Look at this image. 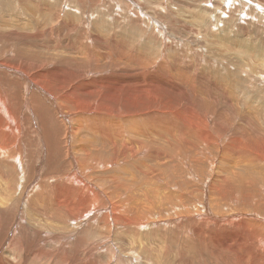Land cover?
<instances>
[{
    "label": "bare ground",
    "instance_id": "1",
    "mask_svg": "<svg viewBox=\"0 0 264 264\" xmlns=\"http://www.w3.org/2000/svg\"><path fill=\"white\" fill-rule=\"evenodd\" d=\"M62 1L0 0V40L5 44L0 52V264H104L105 256L113 257L106 264H184L189 238L197 249L208 247L203 237L208 229L215 237L210 246L216 264H232L230 253L237 255L226 246L228 235L248 246L254 240L264 244L262 205L250 210L244 205L231 211L237 214L232 217L216 213L222 200L235 195L233 186L242 192L253 188V181L238 173L256 170V156L264 158V142L253 135V117L263 118L264 127V99L250 98L258 86L264 95V42L250 43L252 36H245L241 24L234 33V27H220V9L229 6L228 0L210 6L168 0L180 9L175 19L181 30L147 17L148 6L142 14L137 0H129L138 7L134 14L102 9L91 14L87 0H79L82 9L65 10ZM242 1L264 6L263 0ZM165 6L159 8L165 11ZM177 12L162 14L171 21ZM192 44L205 46L207 68L227 88H236L222 102L195 92L198 76L191 77L185 49ZM254 101V114L241 108ZM42 156L46 171L40 177L36 167ZM149 157L152 166L145 161ZM178 160L189 173L205 164L216 168L210 202L205 191L179 189L163 176ZM114 166L127 177L112 175ZM137 172L141 184L159 183L151 195L135 185ZM149 175L153 179L144 180ZM21 177L25 185L16 192ZM199 196L202 210L191 211L195 203L185 200ZM233 217L240 219L234 222ZM169 218L177 232L173 237L183 243L175 261L171 241L160 247L150 230L141 234L147 226L170 225ZM226 226L230 230L223 231ZM104 244L112 249L98 251ZM252 264L264 260L258 257Z\"/></svg>",
    "mask_w": 264,
    "mask_h": 264
},
{
    "label": "rangeland",
    "instance_id": "2",
    "mask_svg": "<svg viewBox=\"0 0 264 264\" xmlns=\"http://www.w3.org/2000/svg\"><path fill=\"white\" fill-rule=\"evenodd\" d=\"M91 1L92 2L87 0V3L89 5H86L87 12L89 10L91 14L93 12H95V14H96L97 11H99L101 9H102L101 11L104 10L103 12H105L107 10V12H114V13H115V11L119 10L118 13H120V14L123 13V10H124V13H127V11L129 10L130 13L134 14V13H137V9H138L136 4H134L133 2H131L129 0H120V1L119 0H96V3L93 0H91ZM103 1H105V2H103ZM137 1H139L141 3L140 4V8L141 7L143 8V9L141 8V12H142V10L145 12V9L151 8V9H148L149 11L146 10V12L149 13V15H147V17L153 16L152 18L161 20L164 24H166L167 28H171L172 26H175L176 30L177 29L178 30L182 29L181 28V23L179 22V20L175 19L176 17L178 18V13H179L180 9H177L176 7H173V5H174L173 3L168 2V0H162V2L164 1L165 3L164 2L162 3L161 0H152V2H151V0H144V1L137 0ZM155 1L158 2L159 4L156 3ZM173 1L177 2L179 0H173ZM244 1L246 2V0H244ZM242 2H243L242 0H228L229 6L226 9H224V7L220 9L221 13H222V14H219V16L221 15L220 16V20H221L220 27H223V26H225V24H227L228 28L234 27V28H232V32L233 31L235 32L236 29L237 30H241L240 28H243L242 31H244L246 29L245 30L246 31L245 32L246 33L245 36L247 38H248V36H252V37L254 35L256 36V37L254 36L253 38L251 37L252 39L249 37L248 41L250 43H253V44L256 42L254 45H258L257 43H259V45H260L261 43L264 42L263 41V39H264V18H262L263 15H264V6L261 5V3L257 2V1H253V2L259 3L258 4L259 5V9L261 8L260 11H259L258 8L251 7V6H248V5H247L248 6L247 7ZM72 3H73V5H72ZM211 3L213 4L214 0H193L192 1V4L195 5V6L196 5H203V4H206V5L210 6V5H212ZM20 5L17 4V8H22V7H20ZM61 5H62V8H64L65 10L67 8V10H72V11L75 10L77 5H78V7L80 6L79 5V0L62 1ZM157 5H158V8H157ZM225 5L226 4H224V6ZM147 6H148V8H147ZM162 6H165V8H166L165 11H163L161 8H159V7H162ZM183 6H186V2H183ZM14 7L16 8V5ZM80 9H82L81 6H80ZM91 9H93V10H91ZM173 9H175L178 12H177V14L176 13H174V14L171 13L173 20L170 21V19L164 17L162 12H170V11H173ZM242 9H244V10H242ZM151 10H153L155 13L153 11H151ZM211 10H213V9H211ZM160 11H162V12H160ZM144 12H142V14L145 15ZM95 14H93V18L95 17ZM260 14H261V16H260ZM158 16H159V18H158ZM96 17H97V15H96ZM93 18L90 17L92 22L95 21V18L94 19ZM144 18H146V17H144ZM242 21H243V23H242ZM141 23L142 24L144 23L143 19L141 20ZM138 24H140V23H138ZM238 24H239V26L241 24L240 28H239ZM168 32L170 34L172 33L170 29H169ZM252 32L254 34H251ZM210 33L211 34H213V33L215 34L214 31H213V33L212 32H210ZM261 34H263V35H261ZM258 38H259V40H258ZM260 39H261L262 42L260 41ZM250 40H252V41L254 40L255 42H251ZM194 45L195 44H192L191 47L190 46L185 47V49L187 51V56H188V58L190 60V64H192L191 66H193V68H191V71H192L191 72V77H193L195 75V78H196V76H198L197 79H196V82H197V86H199L200 88L198 87L196 89L197 91L195 90V92H200V90H201V92H200L201 94L203 92H205V93L202 94L203 97L205 96L204 97L205 99H211V100H216V101L222 102L224 100L226 94L230 95V94H228L229 92L232 94V93H235L237 90H236V88L229 89V88H232V85H229V88H227L225 86V84L223 82H221V80L217 79L218 77H217L216 73H214L212 70L207 68L208 67L207 66V60L205 58L206 55H207L206 54V50H205L206 47L205 46H200V48H199V46H197V48H195L196 46H194ZM4 46H5L4 41L0 40V52H2L1 48H3ZM189 48H190V51H189ZM194 48H195V51L198 54L196 52L195 53L192 52V50H194ZM198 49H200L201 51L198 50ZM194 54H197V55L195 56ZM192 59L194 60L193 63L191 62ZM204 62H205V64H204ZM195 71H197V72H195ZM163 72L165 74H167L166 71H163ZM172 72H174V71H172ZM92 73H94V72H91V77H92ZM199 74H200V76H199ZM205 74L207 75V77H209L211 79H209L207 77L205 78L204 77ZM200 78H201V80H200ZM202 81L204 82V84L202 83ZM218 81H219V83H218ZM199 82L201 83V86H200ZM214 82H216V83H214ZM218 86H219V88H218ZM263 88H264V86H263ZM206 89H207V91H205ZM210 89H211V91H209ZM218 89H219V92H218ZM221 89L224 90L225 93L222 94L221 93V91H222ZM226 89H228V90H226ZM259 89H260V87L258 86V88L253 91V96H250V98L254 97V99H264V95H259L261 93ZM193 90H194V88H193ZM233 90H235V92ZM251 92H252V90H251ZM219 93H221L220 96H219ZM250 95H251V93H250ZM254 103H252V104H254L253 106L251 104L250 107H246L245 108V107L241 106V108L246 109V110H248V111H250V112H252L254 114L255 111H253V109L255 110L256 101H254ZM237 115H239V114L237 113ZM52 118H55V117L53 116ZM262 119L263 118L259 119V117H255V118L253 117V135H254L255 139H257V140H261L262 139L263 142H264V136H262L263 133H264L263 132L264 131V127L260 123V121ZM259 123H260V130L262 131V135H260L259 132H258L257 125H259ZM242 124H243L242 120H238L239 130H240V126ZM34 136L39 138V135H37V134H34ZM213 153H215V151ZM202 155L203 154H200L199 156H201V158H202ZM256 157L258 158V161L255 164L256 170H249V169L248 170H240L239 173H238V176L241 177L242 180L245 181L246 178H249L250 180H252L253 181V188H251V189L250 188L243 189V192H242L241 188H239V187L236 188L235 186H233V189H236L235 195H232V193H231V194L228 195L227 199L225 198L224 200H222L220 202L221 208H220V211L216 212L217 215H226V214L230 215L231 214L230 216L232 217V216L237 215V214H233L231 211H233V210H235L237 208H242V207H244V205L247 206L246 209H248V210H250L252 207H254L257 204L258 205H262L263 208H264V203H263L264 202V174H263L264 173V158L263 157H258V156H256ZM25 158H26L25 159L26 161L30 160V157L27 159V157L25 156ZM39 159H40V161H43V164L39 161V164H38V166L36 168L39 171L40 177H42V175L46 171V162L44 161L43 156L40 157ZM152 159H153L152 157H149L148 159H145V161L148 163L149 166L153 165L152 164ZM203 159H205V158H203ZM178 162H179V165L177 167L176 166H171L170 169L165 170V173H164L163 176L168 178V179H172L176 183H178L180 185L179 189L189 188L191 190L193 187H195V189H196L195 192L199 193V195H200L202 190L205 191L206 194H203V196H204V198L206 200H208L210 202V198L213 196V191L211 190V183H212L211 176L213 175L212 172L213 171L215 172L216 168L211 169L207 164H205V165L201 166L200 168H197L196 170H198V171L191 170L190 173H189L188 172L189 169L186 168L183 165L184 161L183 160H178ZM124 166H125L124 168H127L126 166H128V168L131 167L130 165H124ZM112 169H113V170H111L112 171L111 172L112 175H114V174L117 175L118 179L121 178L122 175L124 177H127V175L123 172L124 170L120 169V167L114 166V167H112ZM16 173L17 172L14 171V174H16ZM99 173H101V172H99ZM133 174L135 175V178L137 179V181H136L137 184H135V185H137L138 187L143 185V189L142 190L143 191L147 190L148 195H151L150 189L152 187L156 186V189L159 187V183L158 182L156 183V180L153 179V175H149L147 178L144 179V180H148V181H149V179H153V181L149 182V185H147L146 183L145 184H141L142 175L140 174V172L133 173ZM93 175L96 178L97 174H93ZM205 177L207 179L211 180V181L207 182V179ZM22 182H25L22 177L19 180L17 179L16 186H15L16 192H20L24 188L25 184H23ZM237 182H238V186H240V182L238 180H237ZM98 183H100V182H98ZM205 183L208 184V185L207 184L205 185L206 188L204 187ZM161 184L165 186V182L164 181L161 182ZM201 186H203V187L201 188ZM32 188L34 190V187H32ZM104 188H105V186H104ZM33 190L30 188V190H29L30 193H32ZM133 192H135V190H133ZM233 196H236V197L239 196V197L234 198ZM195 200L191 201L190 199H186L185 201L189 202L190 205H191V203L192 204L195 203L194 204L195 206L194 205H191V206H194L195 208L197 207L198 210H202V208H203V206H202V203H203L202 196H199V198L195 199ZM21 204L24 205V203L22 201H21ZM148 206L153 207L155 210H157V208L155 207V205L153 204L152 201H149ZM194 207L190 208V210L191 211H194V210L198 211L197 208L195 209ZM184 209H186V207ZM173 210H174V208L173 209H169L166 214L170 215V213ZM232 219L235 222L237 219H240V218L239 217H233ZM151 220H164V221H166L167 219L163 218V217L152 216ZM169 221H170V218H169ZM253 223L259 224L258 222H255V221H253ZM211 227L213 228L212 225H211ZM228 227H230V226H226L223 229V231H225ZM262 227L264 228V225H262ZM147 229L152 232V236L151 237H155L154 241L156 243L158 241V244H159L160 247L165 246L167 241H171V246H170L169 252H171L170 255H171L173 261L177 260V258H179V259L181 258L180 255H179V254H181L179 249H180V246H183V243L179 240L180 239L179 237L178 238L173 237L174 233L177 234V232L175 231L176 229L173 227L171 221H170V225H168L167 223L166 224L165 223H159V224H156V225H151V226L144 227V228L141 229V234L146 235V230ZM228 229L230 230V228H228ZM172 230H173V232H172ZM205 232L206 233H205V235L203 237H204V240L206 241V244H207L208 247H204L201 250L197 249L195 241L193 239L189 238V242H190L189 246L185 245V247L187 246V248H186L187 252H186V255H185V261L186 262L184 264H186L187 262H188L187 264H216L217 263V261H215L213 259L214 258L213 251H212L211 246H210L212 244V240L211 239L212 238L214 239L215 237L213 235L208 234V233H210L209 229H208V231H205ZM247 237H249V236H247ZM248 239L251 241L252 238L250 237ZM251 242H252L251 245L248 246L244 242H242L240 239H238V237H235L234 235H228L225 238L226 246L230 245L231 248L234 250V252L237 253L241 264H252L258 257H261L264 260V244L258 242L257 240H254V241H251ZM95 244H96V242H93L92 246H95ZM219 245H220V242H219ZM106 247L111 248L109 245L104 244V245H101L98 248V251H100L101 249L106 248ZM5 249H6V247H4L3 250H5ZM104 252H106V251H104ZM237 255L235 253H230L229 256H230V260H231L232 264H238ZM96 257H98V256H95V258ZM111 258H113V257L109 256V258H107V256H105V259L102 260L101 263H104V264L110 263ZM179 262H180V260H179ZM116 263H117V260H116Z\"/></svg>",
    "mask_w": 264,
    "mask_h": 264
}]
</instances>
